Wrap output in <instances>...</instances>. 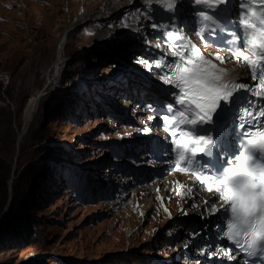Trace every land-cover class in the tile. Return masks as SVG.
Instances as JSON below:
<instances>
[{
  "label": "rangeland",
  "instance_id": "rangeland-1",
  "mask_svg": "<svg viewBox=\"0 0 264 264\" xmlns=\"http://www.w3.org/2000/svg\"><path fill=\"white\" fill-rule=\"evenodd\" d=\"M109 2L0 0V85L8 90L0 107L13 115L11 126L0 117V161L9 176L6 187L0 178V221L19 199L32 200L28 215L35 218L33 235L1 251L0 264H192L190 253L184 254L192 231H185L183 216L200 196L192 193L195 201L188 205L181 200L169 218L152 186L170 174L162 169L142 182L129 169L144 173L139 167H152L138 146L158 138L159 128L140 97L150 76L135 60V46L97 19ZM185 12L181 18H189ZM65 25L71 26L67 43L54 65ZM205 45L210 55L224 50ZM37 90L39 103L22 134L24 106ZM150 126L154 132H145ZM120 145L126 155L118 160ZM55 148L64 152L55 156ZM115 162L127 166L122 174ZM138 186L146 189L134 196Z\"/></svg>",
  "mask_w": 264,
  "mask_h": 264
},
{
  "label": "snow or ice",
  "instance_id": "snow-or-ice-1",
  "mask_svg": "<svg viewBox=\"0 0 264 264\" xmlns=\"http://www.w3.org/2000/svg\"><path fill=\"white\" fill-rule=\"evenodd\" d=\"M177 2L161 5L156 0L169 13L159 21L152 0H143L145 7L136 10L152 21L149 27L162 33L157 38L172 53L171 59L164 52L153 63L140 61L149 70L160 69L161 80L175 89L168 92L163 111L158 109L161 126L170 134L171 147L165 151L175 153L176 171L190 172L206 191L218 193L205 207L212 215L222 214L225 231L218 238L231 247L221 244V249L232 257L239 251L255 258L246 264H264V0H238L241 11L235 22L233 0H190L193 23L206 29L199 33L201 39L227 47L233 59L246 62L253 85L218 68L195 44L184 42L185 26L176 22ZM237 25H242L239 31ZM215 60L228 62L219 55Z\"/></svg>",
  "mask_w": 264,
  "mask_h": 264
},
{
  "label": "bare ground",
  "instance_id": "bare-ground-1",
  "mask_svg": "<svg viewBox=\"0 0 264 264\" xmlns=\"http://www.w3.org/2000/svg\"><path fill=\"white\" fill-rule=\"evenodd\" d=\"M161 5L162 4H171L172 0H160ZM188 5L190 4V0H178L177 2V7L179 8V12L181 10H187ZM152 6L154 8H157V11L154 13L155 18H160L161 19H167L169 16V13H167L160 5L156 3V0H152ZM102 9L104 10V14L106 15H101L97 19L98 21H104V23H101L100 26H104L105 23H108L110 26L111 33H115L120 37L119 39L123 42L126 43L128 46H135L137 48L138 53H139V62L141 60H146L143 57H140L141 55H146L145 52L142 50L145 45H147L146 42H142V40H145L144 33L147 31H143L144 28H147L148 30L150 29L149 24L150 21L146 16L145 13L142 11H136L137 9H141L145 7L143 0H110L109 3H105L104 6L101 5ZM237 8H240L238 6V0H233V3L231 5L232 11H236ZM101 9V10H102ZM241 11V9L239 10ZM179 14V13H178ZM233 22L234 18L232 16ZM119 20V21H118ZM118 21V22H117ZM114 22H116L114 24ZM178 24H180V20L177 17ZM238 27H242V25H237ZM69 25H65L63 30L60 33L59 40L57 41V46L55 51V58L53 60V64L56 65L59 63L61 60V57L63 55L64 47L67 43V38H68V31L70 30ZM100 29V28H98ZM105 31V29H103ZM149 32V31H148ZM147 32V33H148ZM105 32H100L99 36L101 37ZM112 35V34H111ZM108 36V37H111ZM188 39V38H187ZM155 41V40H153ZM158 42V41H156ZM185 43H192L195 44L197 48H199L201 54H203L206 58L211 59L213 63L217 65L218 68H222L226 71L229 72V74H235L238 75L239 72H242V76H246L247 72L245 70H241L244 68V64L246 62H237V60H232L228 63H223L221 64L220 61L215 60L214 55H210V49L206 47L205 44H201L197 41H189L185 40ZM157 45H161V49L163 51H166L168 53V56H172V53L169 51L168 47L164 45L163 43H157ZM154 45L153 47H155ZM211 53H215L212 51ZM221 54L219 56L227 58L228 56H231L232 54L228 52H220ZM246 55H252V53L248 50H245ZM255 59V57H253ZM148 61V60H147ZM242 61V58H241ZM150 63H153L155 61L151 60L148 61ZM141 63V62H140ZM247 64V63H246ZM141 69L148 74L150 77L146 80V85L143 83L142 87L144 90H147V85L155 91H164V89L168 91H173L174 88L171 84L164 83L161 80V76L157 75L159 78L155 79V76H151L152 70L154 73L158 72L157 68H153L149 70L148 67L144 63H141ZM248 65V64H247ZM150 79V80H149ZM39 91L37 90L33 92L27 99V102L24 106L23 113H22V126H21V133L24 134L25 131L27 130L29 123L31 121L32 114L34 112V109L37 107L39 103ZM150 130H153V128L149 127ZM167 166H170L167 164ZM193 188V192L196 195H200V199L197 201V205H195L194 208H192L190 211H188V214H186V217L183 216L187 221H190L191 224L193 223H201L200 220V215L203 214V209L205 207V203H203V200L205 199L206 201H213L216 197H218V193L212 191L209 193H204L203 192V187H201L200 183L195 180L194 176L191 175H184L180 174L177 172H173V174H170L169 176L166 177H161L158 178L152 186V188L155 190V196L157 197L158 202H160L161 205L163 206L164 209H167L169 218H172L170 216L172 212L175 210V208L178 206V203L185 199V202L187 205L191 203L194 199L191 197L192 193L187 192V188ZM151 189V187H148ZM146 188L143 186H138L134 189L133 195H139L140 192L145 191ZM178 193H185V195L182 197ZM195 197V196H194ZM199 204H201V207H199ZM218 206V204L216 205ZM149 210H152L151 207H148ZM207 211V210H206ZM207 213H210V211H207ZM205 214V213H204ZM211 214V213H210ZM204 233L203 235L200 233ZM215 232L211 231L210 236L214 235ZM207 235V231L204 229V226L198 231H195L194 234L191 237H194L197 242L193 244L190 242L189 249L191 246H195L197 243H199L202 239H205ZM192 250L194 249L193 247L191 248ZM191 250V251H192ZM220 252L215 253V255H219ZM227 264H234L235 262H239V260L236 259V257H227ZM197 262H194L196 264ZM204 264H209V263H204Z\"/></svg>",
  "mask_w": 264,
  "mask_h": 264
},
{
  "label": "trees",
  "instance_id": "trees-1",
  "mask_svg": "<svg viewBox=\"0 0 264 264\" xmlns=\"http://www.w3.org/2000/svg\"><path fill=\"white\" fill-rule=\"evenodd\" d=\"M1 96L7 97L8 90L7 88H2L0 85V97ZM55 108H59V106L56 105ZM0 117H4L6 124L11 126L13 118L11 111L8 109L3 110V108L0 107ZM23 145L20 147L21 149ZM54 150L55 156H60L64 152V150L59 148H55ZM3 168L4 166L0 161V178H2V186L6 187V179L9 176H6V174L3 173ZM18 180L19 182L16 180L13 190H16V188L20 185V178ZM38 192L39 194L42 193V191ZM32 203V200L27 199H19V201H15V203L14 200L13 202L11 201L10 205L14 206L15 204L16 209L14 211L10 210L8 216L0 221V252L9 248L22 246V244L26 242L31 235H33L32 224L35 218L34 216L32 217V215H28V210L30 208V204ZM31 218H33V220Z\"/></svg>",
  "mask_w": 264,
  "mask_h": 264
},
{
  "label": "water",
  "instance_id": "water-1",
  "mask_svg": "<svg viewBox=\"0 0 264 264\" xmlns=\"http://www.w3.org/2000/svg\"><path fill=\"white\" fill-rule=\"evenodd\" d=\"M21 138H22V134L20 135V138H19V140H21Z\"/></svg>",
  "mask_w": 264,
  "mask_h": 264
}]
</instances>
